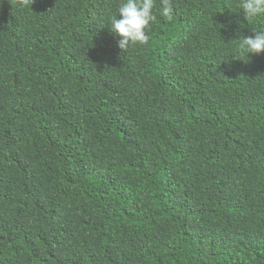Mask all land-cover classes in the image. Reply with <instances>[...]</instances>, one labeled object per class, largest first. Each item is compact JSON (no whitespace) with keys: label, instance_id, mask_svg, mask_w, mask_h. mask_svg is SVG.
<instances>
[{"label":"trees","instance_id":"1","mask_svg":"<svg viewBox=\"0 0 264 264\" xmlns=\"http://www.w3.org/2000/svg\"><path fill=\"white\" fill-rule=\"evenodd\" d=\"M0 0V264H264V31L241 0Z\"/></svg>","mask_w":264,"mask_h":264},{"label":"clouds","instance_id":"2","mask_svg":"<svg viewBox=\"0 0 264 264\" xmlns=\"http://www.w3.org/2000/svg\"><path fill=\"white\" fill-rule=\"evenodd\" d=\"M34 0H13L12 7L28 8L33 6ZM161 15L171 22L174 18V9L171 0H161ZM156 7L154 0H127L119 7V19H111V32L120 38L118 47L125 52L130 45L146 46L149 43L151 24L156 21L153 10ZM240 7L244 18L251 22L255 18L264 17V0H241ZM253 37H240L238 52L242 56L264 54V31L254 30Z\"/></svg>","mask_w":264,"mask_h":264}]
</instances>
